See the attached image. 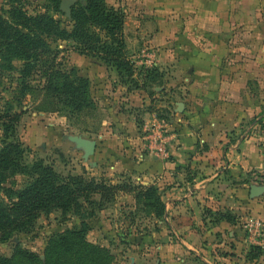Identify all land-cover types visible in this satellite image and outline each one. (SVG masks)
Here are the masks:
<instances>
[{"label":"crops","instance_id":"1","mask_svg":"<svg viewBox=\"0 0 264 264\" xmlns=\"http://www.w3.org/2000/svg\"><path fill=\"white\" fill-rule=\"evenodd\" d=\"M129 1L137 9L142 6L145 13H178L182 21L176 46L180 48L183 41L185 50L176 56L180 68L176 86L180 83L178 92L184 99L179 93L170 95L161 106L172 112L166 139L153 145L136 133L130 138L119 137L116 147L111 141L104 143L105 149L96 153L101 156L99 162L103 158L107 163L100 175L113 184L130 179L136 185L154 186L166 205L156 245L142 255V259L146 256L143 261L137 253L131 264H264V257L252 259L264 248V193L251 197L253 179L264 177V136L243 133L245 124L258 123L261 110L257 105L248 107L245 74L223 75L218 68L223 60L200 53L201 45H196L194 37L188 38L210 33L218 18H225L220 24H226L232 13H259L264 0ZM171 33H165L168 40L174 38L169 37ZM171 40L173 44L175 39ZM160 61L173 64L175 57L169 59V54L161 51ZM182 68L190 73L185 80L180 78ZM135 92L139 107L147 108L151 104L147 94ZM178 103L184 107L178 108ZM178 109L182 113H177ZM145 113L148 120L158 119ZM117 199L124 200L120 203L124 209L132 210L134 194H121ZM205 209L230 214L234 221L205 215Z\"/></svg>","mask_w":264,"mask_h":264},{"label":"rangeland","instance_id":"2","mask_svg":"<svg viewBox=\"0 0 264 264\" xmlns=\"http://www.w3.org/2000/svg\"><path fill=\"white\" fill-rule=\"evenodd\" d=\"M106 3L110 7L121 9L125 14L127 57L136 68L133 80L138 82L136 84L122 80L116 68L106 65L98 58L80 54L73 42L54 43L53 48L59 52V67L66 72L75 71L89 80L94 110L87 111L78 118L71 117L65 107H60L55 113L40 112L38 109L44 103L38 100L36 94L31 93L23 104L25 114L16 129L17 139L27 149L25 160L29 164L43 160L63 176L83 175L87 178L109 180L108 177L100 175V172L105 171L107 163H103V158L99 162L101 156L96 154L97 150L105 149L104 143L111 141L109 144L116 147V143L120 142L119 137L130 138L132 134L138 133L145 141L154 145L165 140L168 135L172 112L162 110L161 106L165 104V97L179 93L180 83L176 86V71L180 68L176 65V56H180L179 53L185 50L182 49L183 41L178 49L176 44L182 17L178 13H145L142 6L137 9L129 0H106ZM13 7L22 8L31 16L47 13L58 21L66 22L65 17L53 11L48 0H0V14L5 17H8ZM203 20L206 25L207 20ZM223 20L225 18H218L217 27L209 29L210 33L189 35V41L194 37L196 45H201L200 53L222 59L223 64L218 68L223 75L231 77L237 72L245 74L248 77V107L259 106L261 115H264V6L259 13H232V20L227 19L226 24H220ZM66 25L70 26V23L66 22ZM168 30L172 31L169 37H174L169 40L165 35ZM171 39H175L173 44ZM161 51L168 53L169 59L175 57L173 64H161ZM20 65L14 64L15 67ZM182 69L180 78L185 80L190 73L188 68ZM150 70L157 72L156 81H145ZM38 80H41L39 75L35 77L33 85H39L36 82ZM0 82L4 90L3 97L8 99L13 95L17 83L12 81L9 74L0 75ZM183 85L187 86L188 83ZM135 91H144L147 94L151 101L147 108L139 107L140 98ZM178 97L184 99L181 93ZM180 104L184 107L183 103H178V108H182L178 106ZM145 112L155 114L158 119L148 120ZM177 113H182V109H178ZM244 132L249 137H263L264 124L256 123L252 126L247 123ZM114 134L118 137L114 138ZM69 136H80L97 142L95 155L85 160L84 152L68 140ZM1 148L2 138L0 150ZM27 181L24 176L14 179L19 189ZM124 181L126 180H121ZM253 182L251 187H264V177L253 179ZM123 201L116 199L97 213L96 217L86 221L91 227L88 240L111 252V264H131V259L137 253L138 259L143 261L146 256L142 259V255L148 254L150 248L156 245L155 235L161 231L160 223L165 222V218L158 219L139 205L135 194L132 210L124 209V205L120 204ZM80 223L81 220L71 214L55 212L42 215L30 232L15 234L7 241H0V256L11 257L16 248H23L43 257L47 243L55 235L79 226ZM255 255L264 257V248H259Z\"/></svg>","mask_w":264,"mask_h":264},{"label":"trees","instance_id":"3","mask_svg":"<svg viewBox=\"0 0 264 264\" xmlns=\"http://www.w3.org/2000/svg\"><path fill=\"white\" fill-rule=\"evenodd\" d=\"M63 1L48 0L70 26L51 14L31 16L19 7H13L8 17L0 14V75L9 74L17 83L13 95L4 99L0 82V241L30 232L42 215L55 212L71 214L81 223L55 235L47 243L43 258L29 249L16 248L11 257L0 256V264H111V252L88 240L91 227L86 221L114 203L119 194H135L139 205L158 219L166 215L162 194L154 186L136 185L127 179L113 184L83 175L63 176L43 160L31 164L25 160L27 149L17 139L16 129L31 93L44 103L40 112L55 113L65 107L71 117L78 118L94 110L89 80L59 67L54 43L73 42L80 54L116 68L122 80L138 82L133 80L136 68L127 57L124 12L108 6L106 0H70L74 3L67 15L60 10ZM38 75L41 80L36 86L32 82ZM146 76L148 82L158 78L155 70ZM263 119L262 113L258 123ZM17 176L28 179L20 189L14 182ZM204 212L210 217L213 214L208 209ZM213 215L234 221L227 213Z\"/></svg>","mask_w":264,"mask_h":264},{"label":"water","instance_id":"4","mask_svg":"<svg viewBox=\"0 0 264 264\" xmlns=\"http://www.w3.org/2000/svg\"><path fill=\"white\" fill-rule=\"evenodd\" d=\"M74 1L70 0H64L61 4L60 10L67 15L71 12V6L73 5ZM179 107H182V105H178ZM68 140L73 143L78 150H81L84 152V159L88 160L91 156H94L97 150V142L92 140L84 139L80 136H69ZM264 193V187H251V197L255 198ZM43 258V257H42Z\"/></svg>","mask_w":264,"mask_h":264}]
</instances>
